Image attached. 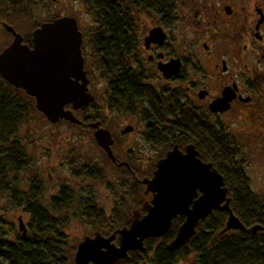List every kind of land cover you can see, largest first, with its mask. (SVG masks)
<instances>
[{
  "label": "flooded vegetation",
  "instance_id": "flooded-vegetation-1",
  "mask_svg": "<svg viewBox=\"0 0 264 264\" xmlns=\"http://www.w3.org/2000/svg\"><path fill=\"white\" fill-rule=\"evenodd\" d=\"M89 9L86 0H0V54L15 38L32 48L33 34L44 24L76 20L86 92L94 98L76 110L64 106L77 124L47 121L29 96L45 120L23 123L14 133L28 164L15 176L0 177V209L20 211L12 215L13 224L1 217L2 234L22 236L20 220L27 233V210L101 209L79 183L102 181L101 172L109 177V194L113 184L137 182L142 194L131 208L140 207L151 198L142 181L174 147L182 155L192 148L200 168L222 176L227 195L264 193V0H136L125 11L113 10L126 24V42L108 58L91 56L96 43L90 36L102 28L93 25ZM84 14L91 22L82 26ZM118 113L113 122L111 115ZM94 123L109 132L115 162L96 143ZM85 144L104 164L86 159ZM108 200L102 205L117 206L115 198ZM174 220L181 224L184 217Z\"/></svg>",
  "mask_w": 264,
  "mask_h": 264
},
{
  "label": "water",
  "instance_id": "water-1",
  "mask_svg": "<svg viewBox=\"0 0 264 264\" xmlns=\"http://www.w3.org/2000/svg\"><path fill=\"white\" fill-rule=\"evenodd\" d=\"M109 2L114 3L115 0ZM81 42V33L74 18L64 17L44 24L33 34L32 48L15 38L1 52L0 76L14 88L33 97L36 109L47 121L66 120L80 124L71 111L64 110V106L72 104V109L76 110L94 100L86 92ZM91 127L97 128L98 123L91 124ZM94 139L115 162L109 132L97 128ZM191 149L185 155L176 147L167 152L166 157L157 162L151 178L142 181L144 193L150 194L151 198L130 210V224L115 229L108 236L100 231L83 236L76 245L73 264H117L128 261L129 253L142 257L147 239L163 237L172 229L174 219L184 217L167 243L168 249H178L196 236L197 226L212 211L226 215L223 227L214 237L235 230H242L250 236L264 231L259 223L246 227L233 213L231 197L227 195L222 176L210 167L206 170L200 168L197 165L199 160L192 156ZM194 197L197 198L194 200ZM18 229L22 236L26 235L21 220Z\"/></svg>",
  "mask_w": 264,
  "mask_h": 264
},
{
  "label": "trees",
  "instance_id": "trees-1",
  "mask_svg": "<svg viewBox=\"0 0 264 264\" xmlns=\"http://www.w3.org/2000/svg\"><path fill=\"white\" fill-rule=\"evenodd\" d=\"M86 1L89 2L93 25L102 28L90 36L89 41L96 43L93 44L95 48L90 45L91 56L101 53V57L108 58L113 47L123 49L126 42L123 28L126 24L120 21L119 14L118 17L113 14V10L125 11L136 0H118L115 4L107 0ZM122 16L121 19L124 18V12ZM111 26L119 29L112 30ZM35 120L45 119L36 112L31 98L23 90L0 79V177L15 176L28 164V161H22L21 147L14 135L23 123ZM139 187L134 181L130 188L134 194L141 196L142 188ZM228 195L231 197L230 208L242 223L246 226L259 223L264 227V199L246 192ZM83 210L86 219L101 223L97 228L105 236L130 223V211L116 209L106 216L94 209ZM26 212L31 217L25 236L15 233V237H5L0 222V264H73L76 245L65 232L66 216L58 214L59 210H54L55 214L39 208ZM225 219V215L213 211L199 223L197 234L192 240L178 249L170 250L167 243L173 238L179 224L178 220H174L172 229L163 237L145 241L146 251L142 257L129 253L128 261L117 264H264V231L255 237L242 230L214 237L223 227ZM0 220L4 221L3 218ZM154 243L156 247L152 249Z\"/></svg>",
  "mask_w": 264,
  "mask_h": 264
},
{
  "label": "rangeland",
  "instance_id": "rangeland-1",
  "mask_svg": "<svg viewBox=\"0 0 264 264\" xmlns=\"http://www.w3.org/2000/svg\"><path fill=\"white\" fill-rule=\"evenodd\" d=\"M79 21L81 23L82 26L84 25H88L89 22H91L90 18L87 15H83L79 17ZM99 102L102 103L103 102V98L99 97ZM94 110V109H92ZM106 114V120H107V124H111V120L108 119V117L110 116L109 112H105ZM122 113L124 114V111H122ZM102 114L101 111H99V115ZM119 115L118 114H113L111 115L112 121L116 122L119 120ZM37 121V120H35ZM39 121V120H38ZM109 126V125H108ZM111 128H113L112 125H110ZM73 128L68 129V131H73ZM78 130V129H75ZM121 140H123L124 142V146L126 147L127 145H125L127 143V139L124 137H121ZM130 140V137H129ZM83 154L86 156V159L88 160H97L100 164H104L101 155L99 154V152L92 147L90 144H85L83 145ZM104 167V165H103ZM102 175L103 180L102 181H98V180H85V181H79L80 186L82 185H86L88 188L86 192H84L86 195H92L94 196V202H97V204L100 206L101 209H94L96 211H98V213H102L103 215L106 216H110L112 214V212L116 209L119 210H124L125 212L130 211L131 205L132 204H136L139 199L140 196L139 194H134L133 191L131 190L132 188H130L129 186L127 187H116L114 184L112 186H110L113 190H112V194H109V189H108V175H106L105 173L103 174L102 172L100 173ZM261 181V180H260ZM264 181V180H263ZM131 183H134V180H131ZM89 184H91L90 186H88ZM130 185V184H129ZM109 187V188H110ZM142 187H139V189H141ZM108 190V191H107ZM259 198L264 199V193L259 194L258 195ZM115 198V200L117 201V206L114 208H110L107 205H102V201L106 200L105 203L108 204L109 200L108 199H112ZM121 200V202H119ZM20 211L18 210H13V209H0V218L3 217L5 222L7 223H12V215L13 214H17ZM217 212V211H216ZM58 214L64 215L66 216V225L64 227L66 234L70 237V240L77 245L78 241L85 235H91L94 231L99 230L97 227L100 226V222L99 221H92L89 219H86V214L83 210V208H78V207H73V208H67L61 212H59ZM13 224V223H12ZM10 238V237H9ZM190 241V240H189ZM156 247V243H154L152 245V249H154ZM149 255H151V253H148Z\"/></svg>",
  "mask_w": 264,
  "mask_h": 264
}]
</instances>
